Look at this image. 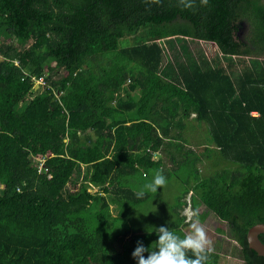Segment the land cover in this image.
Returning <instances> with one entry per match:
<instances>
[{
    "label": "trees",
    "instance_id": "trees-1",
    "mask_svg": "<svg viewBox=\"0 0 264 264\" xmlns=\"http://www.w3.org/2000/svg\"><path fill=\"white\" fill-rule=\"evenodd\" d=\"M156 171L183 174L167 227L202 204L239 245L206 264H264V0H0V264H136Z\"/></svg>",
    "mask_w": 264,
    "mask_h": 264
},
{
    "label": "rangeland",
    "instance_id": "rangeland-1",
    "mask_svg": "<svg viewBox=\"0 0 264 264\" xmlns=\"http://www.w3.org/2000/svg\"><path fill=\"white\" fill-rule=\"evenodd\" d=\"M242 27L239 32V36L242 39H246L249 34V25L247 22L242 21ZM178 42L177 38H171L164 40L163 49H167L170 54V49L176 45ZM133 43V39L131 36H125L119 40V47H128ZM203 46V47H202ZM190 50L195 51H203L206 57L212 58L215 55L214 45L204 44L202 45L200 42L195 44H190ZM173 58V57H172ZM165 62V59L164 61ZM37 87L42 86V82L40 80L35 81ZM200 130L202 129H195L191 131V133L186 132V135L192 138L193 147L196 148L195 139H200L202 145L206 144V134L201 137L202 134L199 135ZM203 131V130H202ZM190 138V139H191ZM202 138V139H201ZM199 141V140H198ZM201 145V146H202ZM200 147V146H199ZM198 147V148H199ZM209 163L207 162L206 165H200L199 169L202 174H206L211 172ZM168 178L166 179V183L162 186H158L156 194H152L150 198L143 203L142 205L133 208L131 211V218L122 226L124 229H129L130 232L134 230L140 229L146 230L145 232L152 233L155 231V228H158L161 225L170 226L174 221L173 210L177 205V199L182 194L183 188V174L180 171L177 172H169L168 171ZM151 178H148L146 182H150ZM137 186H139L137 184ZM94 191V188L91 189ZM151 193V191H149ZM189 193L185 196L187 197ZM188 202V197L185 199ZM112 209V206H110ZM191 211L196 214V218L199 219L201 226L204 227L206 235L208 237V245L206 249L217 252L219 255L225 257H238L240 258V247L239 245L229 237L228 228L226 223L219 221L209 210H207L202 204L196 206V209L187 211L186 213L180 211L183 216H187V219L190 217ZM113 211L111 212V218H113ZM195 216L192 217L194 219ZM186 219V220H187ZM192 219L189 224L183 226V232L187 233L191 230L190 225ZM185 220V221H186ZM171 223V224H170ZM225 255V256H224ZM226 264V263H224ZM233 264H239L234 263Z\"/></svg>",
    "mask_w": 264,
    "mask_h": 264
},
{
    "label": "clouds",
    "instance_id": "clouds-1",
    "mask_svg": "<svg viewBox=\"0 0 264 264\" xmlns=\"http://www.w3.org/2000/svg\"><path fill=\"white\" fill-rule=\"evenodd\" d=\"M166 183V177L156 171L150 182L146 183L139 196L144 195V190L156 192L158 186ZM194 214L191 212L189 221ZM191 230L183 236L178 235L173 229L161 225L155 228L157 240L150 246L137 242L131 256L136 264H206L208 260L206 247L208 237L199 219H192ZM147 253V256L144 255Z\"/></svg>",
    "mask_w": 264,
    "mask_h": 264
},
{
    "label": "water",
    "instance_id": "water-1",
    "mask_svg": "<svg viewBox=\"0 0 264 264\" xmlns=\"http://www.w3.org/2000/svg\"><path fill=\"white\" fill-rule=\"evenodd\" d=\"M264 234V223L253 225L247 232L248 247L259 256L264 257V244L259 240V235Z\"/></svg>",
    "mask_w": 264,
    "mask_h": 264
},
{
    "label": "built area",
    "instance_id": "built-area-1",
    "mask_svg": "<svg viewBox=\"0 0 264 264\" xmlns=\"http://www.w3.org/2000/svg\"><path fill=\"white\" fill-rule=\"evenodd\" d=\"M36 83V82H35Z\"/></svg>",
    "mask_w": 264,
    "mask_h": 264
}]
</instances>
